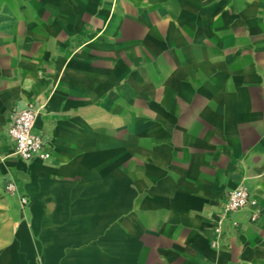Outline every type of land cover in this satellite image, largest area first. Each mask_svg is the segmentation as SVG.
<instances>
[{
	"label": "crops",
	"instance_id": "1",
	"mask_svg": "<svg viewBox=\"0 0 264 264\" xmlns=\"http://www.w3.org/2000/svg\"><path fill=\"white\" fill-rule=\"evenodd\" d=\"M0 264H264V0H0Z\"/></svg>",
	"mask_w": 264,
	"mask_h": 264
},
{
	"label": "built area",
	"instance_id": "2",
	"mask_svg": "<svg viewBox=\"0 0 264 264\" xmlns=\"http://www.w3.org/2000/svg\"><path fill=\"white\" fill-rule=\"evenodd\" d=\"M37 111L32 104L26 105L23 109L16 112L7 129V135L14 144V155L24 161L41 160L49 161L52 157L53 146L46 135L36 129ZM11 191L16 190V184L11 182L8 186ZM19 202L23 209L30 203L27 196H20ZM251 208L250 221L255 222L260 209L258 203L251 196L250 192L239 187L230 192L225 201V210L234 212Z\"/></svg>",
	"mask_w": 264,
	"mask_h": 264
}]
</instances>
